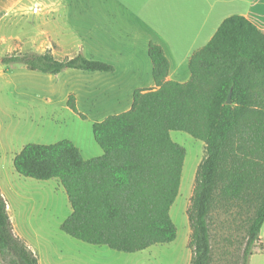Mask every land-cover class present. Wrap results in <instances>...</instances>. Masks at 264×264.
<instances>
[{
    "label": "trees",
    "instance_id": "1",
    "mask_svg": "<svg viewBox=\"0 0 264 264\" xmlns=\"http://www.w3.org/2000/svg\"><path fill=\"white\" fill-rule=\"evenodd\" d=\"M155 84L137 88L127 110L93 122L99 156L83 158L62 139L24 144L13 157L21 176L59 180L71 212L60 228L86 243L122 252L144 250L176 238L169 214L177 196L185 149L172 140L180 130L204 144L187 218L190 264H211V210L236 208L250 217L239 264H248L264 222V30L242 15L223 19L209 41L191 54L185 82L167 80L169 62L149 42ZM57 74L73 68L108 72L113 66L78 53L55 58L50 52L0 56V63ZM230 93V102L227 96ZM74 96L67 105L76 110ZM0 264H38L35 253L14 232L0 192Z\"/></svg>",
    "mask_w": 264,
    "mask_h": 264
},
{
    "label": "rangeland",
    "instance_id": "2",
    "mask_svg": "<svg viewBox=\"0 0 264 264\" xmlns=\"http://www.w3.org/2000/svg\"><path fill=\"white\" fill-rule=\"evenodd\" d=\"M97 3L99 0H81L76 7L59 8L67 20L61 25L66 45L55 58L72 57L80 52L88 58L111 64L112 71L65 69L60 74L63 82L51 94L47 92L48 85L56 83V80L50 83L44 76H38L46 75L44 72L28 69L22 63L4 64L13 73V89L9 84L0 83V128L4 135H13V151L29 142L48 144L68 139L82 151L83 157L93 156L100 149L92 136L93 122L127 110L133 91L152 79L148 56L150 41L164 46L173 80H188V57L197 49L196 44L205 42L189 41L188 38L193 35L195 24L205 16L207 9L178 7L180 2L173 6L162 5L168 4V0H124V9L119 11ZM106 10L114 11L112 16L115 19H121L123 14L122 21L124 24L129 21L130 32L124 28L122 35L107 37L113 34L106 33L108 26L112 28L110 30L122 26L118 25L121 23L106 25ZM100 16L102 24L99 21L91 23ZM191 42L193 47H190ZM13 53L26 52L13 50ZM69 94L75 98V111L67 105ZM170 137L185 149L179 190L169 211L177 229L173 241L154 244L136 252H122L71 237L60 228L70 208L56 178L47 181L34 178L13 180V193L8 202L11 210L20 216L18 223L24 236L33 243L47 246L52 255L61 253L63 264H184L185 261L190 264L191 231L187 209L195 172L205 149L202 141L184 131L172 130ZM248 217L246 212L237 213L236 208H224L220 203L211 210V264H239L245 242L244 224ZM259 241L264 243V222ZM85 247L91 249L86 252ZM254 249L248 264H264V249L259 246Z\"/></svg>",
    "mask_w": 264,
    "mask_h": 264
},
{
    "label": "crops",
    "instance_id": "3",
    "mask_svg": "<svg viewBox=\"0 0 264 264\" xmlns=\"http://www.w3.org/2000/svg\"><path fill=\"white\" fill-rule=\"evenodd\" d=\"M99 2L100 3H97L98 5H104L107 9H124L122 5L124 4V0H99ZM168 2V4L165 3L162 5L173 6L175 3L180 2L178 7L184 6L188 8L207 9L205 16L202 19H199V22L195 24V31L193 32V35L191 38H188L189 41H205L203 44L202 42L200 44H196L197 46L195 47L197 49L201 48L209 41L223 19L230 15H242L251 21L257 28L264 30V0H168ZM80 4L81 0H0V56L11 54L13 50H16V52L26 53H44L48 51L56 57L57 53L62 51L66 45L64 27L61 25L66 24L67 20L64 16L65 13H62L59 8L68 6L76 7V5ZM126 9L132 10L131 7H126ZM208 9H214L216 11L210 12ZM112 14H115L114 11L112 12L111 10H106V25L121 23L118 25H121L122 27L110 30L112 28L108 26L106 28V33L113 34L107 37L122 35V33L125 32L124 28H127L128 32H130L131 26L129 21L128 24H124L122 21L123 14L121 15V19H115V16H112ZM98 21L102 24V16L97 17L91 23L96 24ZM210 25L211 28H208ZM156 44L160 45L161 43ZM193 45L194 43L191 42L190 47H193ZM160 46L164 54H166L164 46ZM10 66H12V64ZM45 74L46 75L38 76H44L50 81V83H53V81L56 80V83L54 82L52 85H48L47 89V92L54 94L55 91L59 89L61 82H63L60 81V76H62L60 75L61 72L57 74ZM56 77L58 79H54ZM166 79L173 80L170 63ZM185 81L187 80H181L179 82ZM0 83L4 85L9 84L11 86L10 88L13 89V73L10 72V70L8 71L6 65L4 64H0ZM154 87L155 84L152 77L150 82H147V84H140L137 88L151 89ZM20 149L21 148H18V150L13 151V135H9V133H5L4 135L0 128V192L6 201L7 212L9 214L13 230L35 253L38 264H63L61 253L54 252L53 255L57 256L54 257L51 252L52 250L48 249L47 246H42L40 242L33 243L24 236L18 223L20 221V216H18L14 210H11V204L8 202L9 196L13 193V180L14 182H17L19 178H26L28 180L30 178L19 175L13 168V157ZM80 152L82 153L81 150ZM101 153V149H97L93 156H86L83 158L87 159L99 156ZM58 187L60 188L61 185H58ZM60 190L65 193L63 187H61ZM69 208L70 213V204ZM79 246L81 245H77V247ZM93 248L95 249L96 247ZM84 249H86L87 252L91 249V247H85ZM186 263L187 261H185L184 264ZM64 264L71 263L67 262Z\"/></svg>",
    "mask_w": 264,
    "mask_h": 264
},
{
    "label": "water",
    "instance_id": "4",
    "mask_svg": "<svg viewBox=\"0 0 264 264\" xmlns=\"http://www.w3.org/2000/svg\"><path fill=\"white\" fill-rule=\"evenodd\" d=\"M227 103H229L230 102V93L228 94V96H227Z\"/></svg>",
    "mask_w": 264,
    "mask_h": 264
}]
</instances>
